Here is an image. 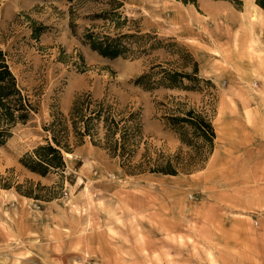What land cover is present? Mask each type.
Listing matches in <instances>:
<instances>
[{"label":"rangeland","instance_id":"obj_1","mask_svg":"<svg viewBox=\"0 0 264 264\" xmlns=\"http://www.w3.org/2000/svg\"><path fill=\"white\" fill-rule=\"evenodd\" d=\"M111 1L0 0V49L37 108L0 147V174L39 194L0 188V264H264V29L252 35L230 21L264 10L255 0H117L109 19ZM86 29L149 33L163 48L142 51L144 38L133 54L103 57L83 43ZM170 42L209 82L196 90L135 82L152 63L175 62ZM84 94L137 113L133 162L146 145L186 156L162 117L172 99L211 114L212 153L191 172L130 173L86 138L63 154L64 170L26 169L19 159L44 142L43 126Z\"/></svg>","mask_w":264,"mask_h":264},{"label":"trees","instance_id":"obj_2","mask_svg":"<svg viewBox=\"0 0 264 264\" xmlns=\"http://www.w3.org/2000/svg\"><path fill=\"white\" fill-rule=\"evenodd\" d=\"M234 1L239 2V0ZM110 3L115 5L114 9L110 10L112 15L109 19H112V16L119 15L118 7L122 3L117 0H112ZM255 4L264 10V0H255ZM100 15L103 13L93 17H101ZM126 20L124 18V21ZM119 25L116 22V26L119 27ZM39 31L36 32L35 29L34 35ZM144 38H148L151 42L142 51L162 47L161 43L164 39L149 33L141 35L138 31L119 32L111 36L100 35L86 29L83 43L103 57L115 58L133 54L131 45ZM169 44L175 46L178 51L175 62L170 65L164 62L152 63L136 78V83L142 84L147 89L164 87L196 90L199 88L200 81L209 82L199 77L198 63L184 47L178 46L175 42ZM162 106L165 124L188 148L186 156L181 151L174 154L152 151L146 145L140 159L133 162L139 147L138 136L140 135L137 113L119 111L105 98L94 99L90 94H84L76 97L66 115L58 113V116L54 117L49 124L43 126L44 142L25 153L19 162L26 169L40 176L64 170L63 154L71 153L87 138L92 144L105 149L112 157L118 158L121 166L130 173L176 175L179 172H191L200 168L212 153L216 136L211 114L206 108L197 109L174 99ZM36 109L25 89L19 85L16 76L10 70L6 52L0 49V147L10 139L17 125L25 124L30 120ZM28 183L32 184L29 181ZM37 186L40 187L39 183ZM12 187L24 196L34 198L39 196V194H33L31 188H22L20 184L14 185L9 177L0 174V188Z\"/></svg>","mask_w":264,"mask_h":264},{"label":"bare ground","instance_id":"obj_3","mask_svg":"<svg viewBox=\"0 0 264 264\" xmlns=\"http://www.w3.org/2000/svg\"><path fill=\"white\" fill-rule=\"evenodd\" d=\"M262 14L258 13L257 11L256 14L252 15L251 17L248 16L247 18L244 19L239 18L238 20V18L230 17V21L232 22V24H236L238 22H240V24L246 23L244 24L247 27L246 30H248V32L253 35L255 31L257 30L260 31L264 29V15ZM66 155H69V153H66Z\"/></svg>","mask_w":264,"mask_h":264}]
</instances>
